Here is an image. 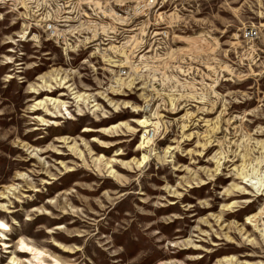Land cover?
<instances>
[{
    "label": "clouds",
    "instance_id": "clouds-1",
    "mask_svg": "<svg viewBox=\"0 0 264 264\" xmlns=\"http://www.w3.org/2000/svg\"><path fill=\"white\" fill-rule=\"evenodd\" d=\"M0 264H264V0H0Z\"/></svg>",
    "mask_w": 264,
    "mask_h": 264
}]
</instances>
